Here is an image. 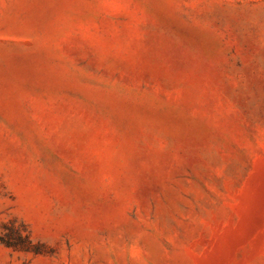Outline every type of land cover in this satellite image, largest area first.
I'll return each mask as SVG.
<instances>
[{
	"label": "rangeland",
	"instance_id": "rangeland-1",
	"mask_svg": "<svg viewBox=\"0 0 264 264\" xmlns=\"http://www.w3.org/2000/svg\"><path fill=\"white\" fill-rule=\"evenodd\" d=\"M0 264H264V0H0Z\"/></svg>",
	"mask_w": 264,
	"mask_h": 264
}]
</instances>
